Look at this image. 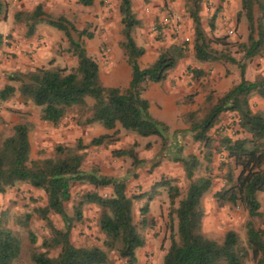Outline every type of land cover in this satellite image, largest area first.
Listing matches in <instances>:
<instances>
[{
    "label": "trees",
    "instance_id": "16d2710c",
    "mask_svg": "<svg viewBox=\"0 0 264 264\" xmlns=\"http://www.w3.org/2000/svg\"><path fill=\"white\" fill-rule=\"evenodd\" d=\"M77 2L82 7L94 4V0ZM118 4L122 34L119 46L130 70V81L123 89L102 84L99 65L88 54L82 41L84 37L93 38L87 30H78L62 16L50 17L41 4L31 12L15 14V21L26 27V37L32 36L39 24L62 32L68 43L66 52L75 58L76 63L70 69L50 63L27 73L7 74V80L19 83V86L6 84L0 90V102H6L18 93L21 99L39 109L42 122L57 126L75 112L77 126L99 124L108 132L93 137L87 145L80 139L74 146L56 145L53 157L37 161L30 157L29 133L34 128L31 122L18 123L12 127L11 135L0 136V195L17 184H26L42 191L45 196V205L35 212L49 236L40 247L31 250L30 264H113L109 258L112 252L126 264H138L136 251L145 245L141 231L152 227L153 220L148 217L149 204L156 192L128 196L125 179L103 175L97 167L89 171L82 169L85 150L115 143L121 130L141 138L156 137L160 140V148L150 161L137 157L136 143L130 149L113 150V156L129 158L132 167H147L149 171L159 167L164 160L178 163L188 183L181 197L179 188L171 180L162 178L157 184L166 190L170 205V245L162 264H246L247 261L264 264V226L255 225V219L262 217L257 196L264 193V111L254 112L250 105L253 95L264 98V75L252 81L245 77L247 62L264 53V0H240L238 21L245 19L247 37L236 44H230L227 37H209L200 14L203 0H186L185 12L193 28L194 59L201 64L235 65L240 79L220 97L208 95L203 113L190 111L184 114L182 121L188 128L176 130L171 135L169 126L151 115L149 101L143 94L150 83L165 81L168 73L187 57L189 43H172L159 51L152 64L140 67L139 59L145 49L137 45L134 33L142 27V22L137 18L131 0H118ZM217 13L208 23L211 33L215 31ZM3 45L0 34V49ZM231 47H236L241 54L239 60L232 55ZM192 73L195 77L204 75L201 68L193 69ZM89 100L92 104L88 103ZM225 114L234 115L244 137L233 140L224 136L220 140L219 151L227 159L224 163L227 170L223 177L224 186L217 189L213 197L219 207L241 206L247 212L244 242L233 230L227 231L221 241L208 238L203 232L205 210L202 200L214 185L212 131ZM2 122L0 116V125ZM186 136L201 147L202 159L206 161L205 175L195 177L201 166L200 156L183 153ZM145 148L150 149L151 144L147 143ZM75 184H87L94 191L83 194L71 216L65 204L71 200V188ZM105 188H109L110 193L103 196L98 190ZM142 199L145 202L139 208L140 218L136 223L134 203ZM85 205L100 209L97 225L104 236L103 247H77L71 241L74 223L82 220ZM53 215L60 218L62 227L55 225ZM30 219V213L24 214L20 225L28 231L30 243L34 246L36 239L28 228ZM6 223L7 216L3 213L0 216V264H18L22 242ZM55 251L57 254L51 257L50 253Z\"/></svg>",
    "mask_w": 264,
    "mask_h": 264
},
{
    "label": "rangeland",
    "instance_id": "374dc122",
    "mask_svg": "<svg viewBox=\"0 0 264 264\" xmlns=\"http://www.w3.org/2000/svg\"><path fill=\"white\" fill-rule=\"evenodd\" d=\"M131 1L137 18L142 22V27L134 33V39L137 45H144L147 48V54L141 61L142 67L149 65L159 51L168 47L171 42L189 43L187 57L180 62L186 80L180 85H172V88H175V97H171L165 105H160L152 98L153 114L163 113L167 122L173 121L168 125L171 135L176 130L188 128L182 121L184 114L190 111L203 113L206 108L205 98L208 95L212 94L214 98H218L237 84L240 79L239 70L235 65L201 64L194 59L192 51L193 28L191 20L185 12L186 0ZM45 3L48 4L46 13L50 17L56 19L62 16L78 30H87L93 35L91 40L84 37L82 41L88 54L100 66L102 83L104 85L116 83L125 85V78L129 69L126 65L124 52L119 46L122 34L118 0H94V4L90 7H82L75 0H46ZM239 10L240 0H203L200 14L207 35L209 37H227L230 44L245 41L247 24L245 19L238 21ZM216 12L218 13L215 20V31L211 33L208 23ZM57 32L56 44L52 47V51L46 52V56L53 66L70 69L75 66L76 60L70 53L66 52L68 43L64 34L60 31ZM12 43V37L8 34L5 45L0 50V90L6 84L19 86V83L7 80V74L13 72L11 70L13 65L18 64L16 62L18 55L11 50ZM217 49H221V47H217ZM230 50L237 60L241 58L236 47H231ZM26 57H30V54L24 56V58ZM49 64L47 65L49 66ZM197 68H201L204 72L203 76L195 77L193 75L192 70ZM113 74H118V77H114ZM262 75H264V53L247 62L245 71L246 79L251 81ZM88 103L92 104L90 100ZM250 105L254 112L264 111V98L253 95L250 99ZM0 116L3 120L0 125L1 137L11 135L12 127L18 123L28 121L33 124L34 128L29 133L30 157L36 161L53 157L56 145L74 146L78 139L87 145L93 137L104 134V129L99 124L87 127L77 126L75 124L77 117L75 112H72L57 126L42 122L39 119V109L30 102L21 99L18 93L10 100L0 102ZM109 133L112 134V132ZM212 135L215 149L211 162L214 185L202 200V206L205 210L203 232L208 238L221 241L227 231L233 230L244 242L246 239L247 212L241 206L226 205L219 207L213 197L214 192L224 186L223 177L227 170V164H224L227 163V159L219 151L220 140L224 136L234 140L242 138L244 135L239 132L237 120L233 114H225L221 123L212 131ZM184 142L186 143L183 152L185 155L200 156L201 166L195 177L205 175L206 161L202 159L200 145L193 143L190 136H186ZM134 143L137 144L134 148L135 154L138 158L146 161L153 159L160 148V140L156 137L145 139L121 130L119 139L115 143L86 149L82 169L89 171L97 167L103 175L125 179L128 196L134 197L156 192L157 195L149 204L148 217L153 220L152 227L141 231L145 245L136 251V256L138 264H162L165 251L170 245V205L166 190L157 184L162 178L171 180L179 188L181 197L184 195L188 183L184 178L182 167L178 163L164 160L159 167L149 171L147 167L138 169L132 167L129 158H118L112 155L113 150L130 149ZM147 143L151 144L150 149L145 148ZM237 172L236 170L235 173ZM93 191L92 187L87 184L73 185L71 200L65 204L68 214L73 215V208L79 204L83 194ZM98 192L106 196L110 193V189L105 188L98 190ZM257 197L260 202L262 217L255 219V225L263 227L264 193H259ZM144 202L145 199H142L136 200L134 203V221L136 223L140 218L139 208ZM44 205V193L26 184H17L5 194L0 195V216L3 213L6 214V226L15 231L22 242V255L18 264H30L29 254L31 250L40 247L42 241L49 236L43 221L35 212L37 208ZM26 213L31 214L28 228L36 239L34 246L30 243L28 231L20 225V221ZM82 214V220L74 223L71 234L72 243L77 247H103L104 236L97 225L100 209L94 205H85ZM52 220L57 227H62L59 217L53 215ZM175 228L176 221L174 220ZM56 254V251L51 252L50 256ZM109 258L113 264H126L124 260L118 259L114 252L109 254ZM246 264L254 263L247 261Z\"/></svg>",
    "mask_w": 264,
    "mask_h": 264
},
{
    "label": "crops",
    "instance_id": "0c3cea01",
    "mask_svg": "<svg viewBox=\"0 0 264 264\" xmlns=\"http://www.w3.org/2000/svg\"><path fill=\"white\" fill-rule=\"evenodd\" d=\"M45 1L46 0H21V1L0 0V5H1L0 6V34L3 36L4 45H5L7 35L8 34L11 35L12 40H13V43H12L13 45L11 47V50L18 55V58L16 59V62H18V64H14L13 65L14 67L11 68L13 72L27 73V72L33 71L35 68L42 67V66H48L47 64L51 62V61L49 62V58L46 56V52L48 50L52 51V47L56 44L55 37H58V34H57L58 32L46 24H39L36 27L35 33L30 37H26L25 36L26 34L25 25L22 23H17L14 18L17 12L19 11L31 12L38 4H41L43 7V11L46 12L48 10L47 8L48 4H46ZM75 1H78V0H75ZM1 15L3 16L2 18H1ZM120 41L121 39L119 40V42ZM172 43L173 42H171L170 44ZM141 47L145 49V54L139 59L140 67H142L141 61L144 59V57L147 54V48L144 45H142ZM28 54H30V57L24 58V56H28ZM156 57L157 56L154 57V59L149 63V65L154 62ZM180 65L181 64H179L174 70L168 73V76L165 81L161 83H150L146 91L143 94L144 97L149 101V104H150L149 110H150L151 115L154 118L166 123L167 125H170L171 123H173V121L171 120L167 122L165 120V116L163 113L158 114V115L153 114L152 98L156 102H158L160 105H165L167 104V102H169L171 97H175L176 95L175 88L174 87L172 88V85L173 86L175 84L180 85L186 80L185 76H183L184 70L181 68L182 66ZM142 68H145V67H142ZM99 75H100V79L102 82L100 66H99ZM117 75L118 74H113L114 77H118ZM129 81H130V70H128L127 72V76L125 78V85H119L117 83L110 84V85H104L103 83L102 84L107 87H118V88L123 89L128 86ZM104 133H108V132L104 130Z\"/></svg>",
    "mask_w": 264,
    "mask_h": 264
}]
</instances>
